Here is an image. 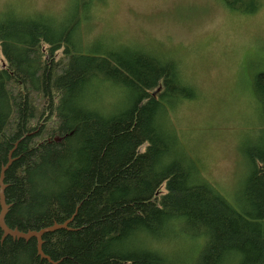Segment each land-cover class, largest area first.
<instances>
[{
  "label": "trees",
  "instance_id": "16d2710c",
  "mask_svg": "<svg viewBox=\"0 0 264 264\" xmlns=\"http://www.w3.org/2000/svg\"><path fill=\"white\" fill-rule=\"evenodd\" d=\"M102 1L77 0L61 21L0 18V168L11 150L13 158L6 225L27 232L72 218L43 236L55 264H264V129L244 148L247 173L232 206L168 120L169 106L198 98L175 55L123 43L84 52V39L76 42L82 13ZM219 1L239 15L264 5ZM98 84L125 90L126 104L102 109ZM252 90L264 119V70ZM1 235L0 264H51L34 238ZM180 239L193 244L185 260L175 257Z\"/></svg>",
  "mask_w": 264,
  "mask_h": 264
},
{
  "label": "rangeland",
  "instance_id": "374dc122",
  "mask_svg": "<svg viewBox=\"0 0 264 264\" xmlns=\"http://www.w3.org/2000/svg\"><path fill=\"white\" fill-rule=\"evenodd\" d=\"M76 2L0 0V18L18 14L61 21L72 15ZM80 21L76 42L84 39V52L123 43L175 55L198 98L169 106L170 125L201 176L236 206L247 173L244 148L264 129L252 90L253 75L264 70V5L255 15H239L219 0H103ZM94 87L93 100L105 111L127 102L118 86ZM173 245L179 248L176 259L185 260L193 244L180 239Z\"/></svg>",
  "mask_w": 264,
  "mask_h": 264
},
{
  "label": "water",
  "instance_id": "95a60500",
  "mask_svg": "<svg viewBox=\"0 0 264 264\" xmlns=\"http://www.w3.org/2000/svg\"><path fill=\"white\" fill-rule=\"evenodd\" d=\"M55 141H60V138H55ZM13 158H12V150L9 152L7 156V162L1 166L0 168V231H1V241L5 237H10L13 240L16 239H22L24 241H27L31 238H34L36 241V252L37 255L41 259H45L51 264H55L52 262V260L49 258V256L45 255L43 250H42V245H43V236L46 233L53 232L58 229H68V224L72 220V218L64 221L61 224L58 223H53L51 226L41 228L39 230H29L27 232H22L19 231L17 228L11 229L9 228L6 223H5V217L6 214L9 210V205L6 203L5 200V188L6 184L4 183V178H5V172L12 163Z\"/></svg>",
  "mask_w": 264,
  "mask_h": 264
}]
</instances>
